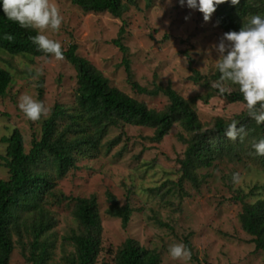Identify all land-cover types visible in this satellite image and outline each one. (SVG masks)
I'll return each mask as SVG.
<instances>
[{
	"label": "rangeland",
	"instance_id": "obj_1",
	"mask_svg": "<svg viewBox=\"0 0 264 264\" xmlns=\"http://www.w3.org/2000/svg\"><path fill=\"white\" fill-rule=\"evenodd\" d=\"M49 2L62 16L57 30H43L49 38L59 41L63 49L76 44L78 54L89 59L112 85L151 108H164L168 98L162 93L138 94L132 89L122 63L124 54L113 42L122 26L133 79L142 86L171 84L184 97H190L204 92V88L189 78L191 68L207 75L217 69L218 53L213 45L225 31L219 27L214 11L205 21L200 10L181 4L180 0H153L151 6H147L146 0H136L137 5L129 4L124 14L116 17L109 12H85L69 0ZM0 65L13 75L7 94L0 96V155L3 156L5 144L1 139L10 130L19 127L23 131L28 149L33 132L40 131V120L50 113L54 104L75 102L76 70L64 56L10 55L2 49ZM24 94L43 101L47 115L36 121L28 119L18 107V100ZM245 108L243 103H227L219 96L211 97L208 103L197 102L200 118L208 126L216 116L229 119ZM124 129L129 141L123 155L119 156L118 152L124 141L108 152L103 147L95 157L79 158L77 168L57 180V188L67 195L95 194L98 198L103 250L96 264L113 262V254L127 237L156 249L164 264H264V250L255 249L251 235L243 230L239 220L242 204L234 198L237 193H249L255 185L264 186L261 165L250 157L216 163L202 170L208 175L199 190L186 181L184 191H180L172 181L176 182L180 176L178 159L186 148L180 140L181 126L175 124L158 143L149 139L153 134L149 127L127 125ZM119 133L121 129L112 128L105 141ZM2 162L0 157V177L6 178L8 173ZM233 173L238 174L236 182ZM107 191H112L121 204L129 201L134 208L126 228L120 218L107 214ZM258 191L247 200L264 199V190ZM52 210L57 224L52 237L53 257L48 264H65L63 255L73 250L65 236L78 227V222L73 215V203L64 201L52 206ZM186 236L193 249L189 251L190 257L172 258L169 246L185 245ZM9 264H30L20 245L13 251Z\"/></svg>",
	"mask_w": 264,
	"mask_h": 264
},
{
	"label": "trees",
	"instance_id": "obj_2",
	"mask_svg": "<svg viewBox=\"0 0 264 264\" xmlns=\"http://www.w3.org/2000/svg\"><path fill=\"white\" fill-rule=\"evenodd\" d=\"M85 12H109L121 17L128 5H137L136 0H69ZM153 0H146L147 6ZM215 19L223 31L238 30L254 14L264 15V0H240L232 5L228 0L218 5ZM36 29L21 27L9 20L0 7V49L10 55L30 54L31 56H52L39 49L31 37ZM125 28L122 26L118 37L113 40L123 52L122 63L128 75V82L138 94H164L168 103L162 109L149 107L144 101L129 95L110 83L108 77L89 59L77 52V45L62 49V56L76 70L75 102L72 105L56 102L50 113L40 120V131L33 132L30 147L26 148V136L19 127H14L2 137L5 144L3 166L8 176L0 177V264H9L17 245L30 264H48L53 257V237L57 218L52 206L67 201L73 203V215L78 227L72 229L65 239L73 250L63 255L65 264H96L103 250V225L98 198L67 195L57 188V180L77 168L81 157H95L103 147L106 152L124 141L118 152L121 156L128 147L127 125L149 127L153 134L151 142H161L175 124L183 130L180 140L186 145L183 157L178 159L180 176L174 187L184 191L186 181L199 190L206 182L202 173L223 161H242L250 157L264 169V155H257L253 144L264 138V123L257 124L248 115L246 102L239 86L227 82L230 94L219 93L211 84L219 77L218 69L212 74H202L192 69L189 78L204 88V92L184 97L171 84H155L153 88L140 85L133 79L129 48L123 43ZM190 64L192 61L190 60ZM13 81V75L0 65V96H5ZM42 80L39 84L42 85ZM42 96V90L39 93ZM213 96H219L227 103H243L246 108L240 114L226 119L216 116L210 126L205 125L197 111V102L208 103ZM236 120L243 125L245 134L241 140H230L225 136L229 123ZM112 128L121 133L105 141ZM125 136V137H124ZM163 185H166L165 183ZM264 190L255 185L249 193H237L235 200L242 204L239 220L244 231L251 235L255 249L264 250V199L248 201L247 197ZM185 195H189L184 192ZM106 212L121 219L126 228L134 208L130 202L121 204L112 191H107ZM185 246L192 252L189 237ZM164 264L160 252L127 237L113 254V262L104 264Z\"/></svg>",
	"mask_w": 264,
	"mask_h": 264
},
{
	"label": "clouds",
	"instance_id": "obj_3",
	"mask_svg": "<svg viewBox=\"0 0 264 264\" xmlns=\"http://www.w3.org/2000/svg\"><path fill=\"white\" fill-rule=\"evenodd\" d=\"M225 0H180L203 13L207 21L215 8ZM232 5H238L240 0H228ZM0 7L4 15L21 27L36 29L31 37L39 49L45 53L54 54L62 58V49L59 41L49 38L43 31L46 28L57 30L62 22L58 8L49 0H0ZM218 53V63L215 67L219 71L218 79L211 84L223 94L231 89L227 82L239 86V91L246 102L248 115L255 119L257 124L264 123V15L254 14L249 21L241 25L238 30H229L222 34L220 41L213 45ZM19 109L33 121L46 116L48 108L41 100L24 94L18 100ZM225 136L230 140L238 137L242 140L245 134L243 125L233 120L225 130ZM257 155H264V138L253 144ZM232 179L238 181V174L233 173ZM172 258L188 259L190 252L183 243H173L168 249Z\"/></svg>",
	"mask_w": 264,
	"mask_h": 264
}]
</instances>
